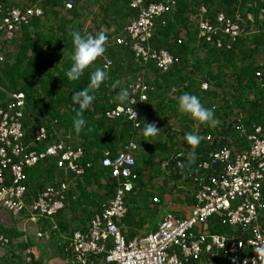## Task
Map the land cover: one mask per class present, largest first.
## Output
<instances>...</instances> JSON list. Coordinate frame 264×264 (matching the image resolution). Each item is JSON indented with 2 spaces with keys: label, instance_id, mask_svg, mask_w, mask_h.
Segmentation results:
<instances>
[{
  "label": "trees",
  "instance_id": "trees-1",
  "mask_svg": "<svg viewBox=\"0 0 264 264\" xmlns=\"http://www.w3.org/2000/svg\"><path fill=\"white\" fill-rule=\"evenodd\" d=\"M164 1L166 0H145V3ZM173 1L175 7L172 11L154 19L149 44L155 49L166 50L177 61L167 71H160L152 62L135 59L133 51L127 45L116 44L115 37L112 39L113 37L107 35L103 55H107L112 64L107 70V79L94 93V101L83 113L85 125L80 133L74 132L72 126V118L77 112L72 95L88 85L90 74L97 68L95 64L99 63L100 57L93 66L85 70L79 80L67 79L65 73L71 64V32L90 34L89 31L85 32L80 21L82 13L78 5L75 4L72 9L61 14L62 0H42V16L33 17L27 24H22L12 39L0 38V52L3 54V60L0 62V85L9 92H23L25 97L26 104L21 121L24 130L23 143L26 145L33 141L35 130L44 127L47 138L28 149L41 151L48 144L60 139L70 148H80L82 152L78 164L83 167V173L79 176L68 173L70 177L76 178L73 186H69L66 174L56 164V158L46 157L36 165L25 168L26 179L23 183L26 187L27 200L35 197L47 185H54L53 179L59 176V179L68 183V188L64 196V206L55 215L61 212L68 202L72 205V193L77 192L79 196L74 200V209L85 205L87 208L91 206L89 210H83L87 213L86 217L91 219L114 196L118 185L117 180L110 176V169L101 164L105 152L113 157L118 151L133 144L135 165L132 170L137 174V179L134 181L132 191L125 195L126 213L118 224L122 226L129 223L127 217L129 215L133 217L138 212L135 204H132L133 208L127 201V195L133 194L136 189L143 194L141 199L153 204L154 209L160 205L164 193H171L174 190L194 206L195 191L202 184L209 183L211 178H219L223 172L220 164H213L207 168L201 166L203 161H208L209 153L221 147H227L233 152L247 150L249 146L247 134L251 133L255 126L264 129V22L260 18L264 0ZM0 2L3 12L16 6L24 8L19 5L20 0ZM108 2L109 4L103 8L105 22L107 19L113 20V15L123 14L125 17L130 16V19L137 15V11L129 7L128 0ZM201 6L206 9V17L211 22L215 21L219 12L229 17L235 11H239L244 17L248 13L252 14L255 22L260 25L259 31L251 36L236 38L230 42L229 48L225 45L216 47L213 43L201 40L204 54L200 55V51L195 53L194 45L197 41L195 19ZM184 29L185 37L180 36ZM178 39H181L180 43ZM224 40L230 41L227 37ZM260 57L263 60L262 64L258 60ZM133 58L150 70L153 79L146 81L148 86L145 92L146 99L141 103L138 101L130 104L131 93L128 86L135 79L130 78V72L137 68L133 63L131 68V64L127 65V68L124 67L123 59L126 62H133ZM190 59L194 60L192 64ZM257 71L261 72L260 77L255 75ZM203 82L210 86L207 88L208 91L200 89ZM121 88H126L129 92L128 100L123 103L114 99ZM175 88L177 91L171 95V89ZM218 89L223 95L219 103L213 104L211 99L217 98ZM185 92L198 96L201 103L212 110L214 117L219 121L215 127L199 124L178 112V98ZM250 95L252 97H249ZM134 97L137 100V95ZM116 105H131L136 108L138 110L136 120H130L124 115L107 117L105 113ZM161 116H165V120L171 116L179 118V128L168 131L162 129L165 122L161 120ZM148 123L155 124L160 131L155 137L143 135L145 124ZM241 128L244 129V133H241ZM190 132L201 137L195 149L185 141V135ZM206 135H210L212 140L206 141ZM193 151L195 158L190 156ZM144 171L147 178L143 175ZM143 177L148 179L151 187L153 177L164 178V185L159 186L157 190V192L160 190L158 197L153 196L151 192L154 188H151L152 190L145 188ZM153 197L159 199L153 201ZM262 198L264 202V193ZM133 200L135 202V199ZM263 214L264 209L259 219L264 233ZM17 217L23 218V215L18 214ZM206 227L208 232L214 234L240 233L239 226L222 223L221 218L215 214L208 217ZM10 234L13 232L8 233ZM26 247L27 244H21L19 254L12 255L13 258L19 259L16 264H22L26 255L30 259L29 264H43L40 255L35 257L30 252L25 254ZM212 253H216L217 257L226 258L224 249L214 248L210 253H203L199 259L188 260L185 264H203L205 256ZM71 254L72 251L69 252V256Z\"/></svg>",
  "mask_w": 264,
  "mask_h": 264
},
{
  "label": "built area",
  "instance_id": "built-area-1",
  "mask_svg": "<svg viewBox=\"0 0 264 264\" xmlns=\"http://www.w3.org/2000/svg\"><path fill=\"white\" fill-rule=\"evenodd\" d=\"M82 0H62L63 9L70 10ZM130 8L137 11L123 32L115 37L116 44L127 45L137 60L152 62L160 71H167L177 61L164 49L150 46L154 19L175 7V1L145 3V0H128ZM260 18L264 22V9ZM0 38L12 39L18 26L27 24L33 17L43 15V8L33 3L25 8L12 7L3 12L0 2ZM197 44L202 41L213 43L216 47H230L236 38L251 36L259 31L260 25L252 14L243 16L235 11L232 16L219 12L215 21L206 17V9L201 6L196 14ZM227 37L230 41H225ZM202 40V41H201ZM181 39H178V43ZM202 42V43H201ZM3 54L0 52V62ZM260 64L263 62L260 60ZM112 61L104 58L100 68L111 66ZM257 77L261 72L255 73ZM130 104L146 99L148 86L142 77H136L129 84ZM206 90L208 84L201 83ZM134 95H137V100ZM4 98V99H2ZM23 92H9L0 85V207L15 216L25 214L30 220L52 219L64 206V196L68 183L60 181L49 185L35 197L27 200L25 168L36 165L46 157L56 158V164L65 174L69 172L79 176L83 167L78 164L81 149H73L62 140L53 141L43 150L28 149L47 138L44 127L35 130L33 141L23 143L24 130L22 118L25 107ZM106 116L115 118L127 116L135 121L138 110L131 105H116L108 110ZM137 125V122L135 123ZM244 133V129H240ZM247 150L233 152L227 147L215 149L209 153L208 161L201 166L207 168L213 164L222 165L219 178H211L194 193L193 211L186 217H177L166 212L157 228L149 233L126 238L118 224L126 213L125 195L132 191L137 174L133 149L118 151L113 157L105 152L101 164L110 169V176L117 180L114 196L103 209L89 220L86 231H74L70 238L72 259L75 264H185L188 260H197L203 253L212 249H224V264H264V233L259 223L264 209V129L255 126L247 134ZM206 141L212 137L206 135ZM158 199L153 197V201ZM217 215L222 223L239 226V234H214L206 227L210 215ZM264 218V214H263ZM264 220V219H263ZM264 222V221H263ZM264 224V223H263ZM37 236H43L37 232ZM9 243L7 236L0 231V244ZM175 247L177 251L171 250ZM215 256L216 253H212Z\"/></svg>",
  "mask_w": 264,
  "mask_h": 264
},
{
  "label": "crops",
  "instance_id": "crops-1",
  "mask_svg": "<svg viewBox=\"0 0 264 264\" xmlns=\"http://www.w3.org/2000/svg\"><path fill=\"white\" fill-rule=\"evenodd\" d=\"M108 1L109 0H82L77 3L78 8L80 9L79 11L80 13H82V19L80 21H82L83 23L85 32L89 31L90 35L93 36L102 32L105 34V36L110 35L111 37H113L112 39L120 34L121 29H123V27L128 23L130 16L125 17L123 14H121L120 16L113 15V20L107 19L105 22V20L103 19V15L105 13L103 11V8L106 6V4H109ZM38 2L41 6L42 0H20L19 5L25 8L33 3ZM65 12L66 10H61V14H64ZM110 12L111 11H109V13ZM195 20L197 21V19ZM20 26L17 27V31ZM185 34L186 30L184 29L180 33V36H184ZM194 47L195 53L200 51V55L204 54L201 44H197V42H195ZM11 50H13V48ZM104 58H108V56L102 55L100 57V60L98 61L99 63L95 64V67H100V64L103 62ZM135 59H132L133 62H126V60L123 59L124 67L127 68V65L133 63L134 67L136 66L137 68L136 70H134V72H130V78L134 79L136 77H142L145 82L147 81V79H153L150 70H148V68H144ZM258 60H261L263 62L261 57L258 58ZM193 61V59H190L191 64L193 63ZM131 67L132 64L130 65V68ZM208 89L201 90L205 92L208 91ZM175 91H177L176 88L171 89V95H174ZM216 95L217 98L211 99V102L213 104L219 103L223 95L220 89L217 90ZM249 97H252V95H250ZM164 117L165 116H161V120L163 119L165 122L162 125V129H166L168 131L179 128V118L171 116L168 118V120H165ZM145 173L146 171L143 172V175H145L144 177L147 178V175ZM144 177L142 178V181L146 186L145 188L147 190L154 188L151 192L153 193V196L158 197L157 195L160 190L158 192L157 190L159 189V186L164 185V178L159 179L161 177H153V179L151 180V187L148 179ZM65 178L68 179L69 186L74 185L76 181L75 177H70V174H66ZM53 181H55L54 184H57L63 180L59 179L58 176L54 178ZM139 192L140 190L136 189L133 194L130 193L131 195H127V201H129L131 207H133L132 204H135L134 206L136 207L138 212L133 215V217L129 215L127 217V222L129 223L121 226L122 233L126 238H132L137 235H143L154 231L157 228L161 217L166 212H171L177 217H186L193 211V205L190 203V201H186L185 198L182 195L176 193L175 190L171 193H164L163 198H161L160 205L156 209L153 208V204H148L147 200L141 199L143 194ZM101 193L102 192H100V194ZM77 196H79V193L73 192L71 197L73 200L72 205L68 202L66 207L52 219H40L36 222L30 220L25 214H21L23 215V218L17 217V215L15 216L11 212L0 207V230H2L1 233L7 236L9 239L8 244H0V264L18 263L19 259L13 258L12 255L19 254V246L23 243L27 244L24 253H33L35 257H38L40 255L43 264H75L72 259V254L69 256V252H71V249H69L70 238L74 231L84 232L87 230L90 218L86 217L87 213L83 210H89V208H91V206H88L87 208V206L85 205L83 207L80 206L74 209V200ZM133 199H135V202ZM95 204L97 203L95 202ZM9 232H13V234L8 235ZM37 232H42L43 236H37ZM171 250L177 251L175 247H172ZM223 261L224 259L219 256L217 257L216 255H208L207 257L205 256L203 264H224ZM29 262L30 259L28 258V255H26L22 264H29Z\"/></svg>",
  "mask_w": 264,
  "mask_h": 264
},
{
  "label": "clouds",
  "instance_id": "clouds-1",
  "mask_svg": "<svg viewBox=\"0 0 264 264\" xmlns=\"http://www.w3.org/2000/svg\"><path fill=\"white\" fill-rule=\"evenodd\" d=\"M71 64L65 75L69 81H77L83 75L86 69L93 66L98 57H101L105 52V41L107 37L104 33H98L95 36L90 34L82 35L80 31L71 32ZM107 66L104 68L97 67L95 71L90 74V82L82 90L76 91L72 95L73 104L77 106L76 115L72 118L73 130L80 133L85 125V120L82 118L83 113L89 109L90 105L95 99L94 93L107 79ZM116 85L114 84L113 87ZM129 98V92L126 88H121L118 94L114 97L115 100L123 103ZM177 110L182 115L192 118L194 121L209 127H215L219 121L214 117L211 109L206 108L200 101L199 97L183 93L178 98ZM143 135L145 137H155L160 131L155 124H145ZM201 137L194 133H187L185 135L186 143L195 149L200 143ZM190 156L195 158V152H191ZM258 251H264L258 249Z\"/></svg>",
  "mask_w": 264,
  "mask_h": 264
},
{
  "label": "rangeland",
  "instance_id": "rangeland-1",
  "mask_svg": "<svg viewBox=\"0 0 264 264\" xmlns=\"http://www.w3.org/2000/svg\"><path fill=\"white\" fill-rule=\"evenodd\" d=\"M163 177L159 178V179H162Z\"/></svg>",
  "mask_w": 264,
  "mask_h": 264
}]
</instances>
